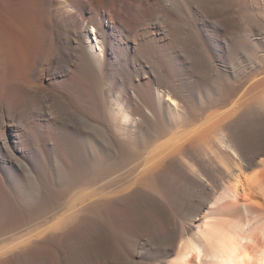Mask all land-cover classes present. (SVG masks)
<instances>
[{
	"label": "bare ground",
	"instance_id": "6f19581e",
	"mask_svg": "<svg viewBox=\"0 0 264 264\" xmlns=\"http://www.w3.org/2000/svg\"><path fill=\"white\" fill-rule=\"evenodd\" d=\"M0 264H264V0H0Z\"/></svg>",
	"mask_w": 264,
	"mask_h": 264
}]
</instances>
